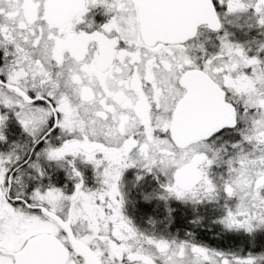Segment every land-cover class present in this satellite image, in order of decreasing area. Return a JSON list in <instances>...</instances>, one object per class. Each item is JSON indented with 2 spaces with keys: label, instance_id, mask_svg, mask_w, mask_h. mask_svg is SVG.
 Instances as JSON below:
<instances>
[{
  "label": "snow or ice",
  "instance_id": "6c2138e0",
  "mask_svg": "<svg viewBox=\"0 0 264 264\" xmlns=\"http://www.w3.org/2000/svg\"><path fill=\"white\" fill-rule=\"evenodd\" d=\"M0 264H264V0H0Z\"/></svg>",
  "mask_w": 264,
  "mask_h": 264
}]
</instances>
